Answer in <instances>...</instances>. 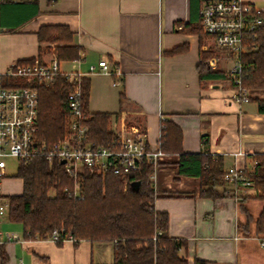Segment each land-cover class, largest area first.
Returning a JSON list of instances; mask_svg holds the SVG:
<instances>
[{"label": "crops", "instance_id": "1", "mask_svg": "<svg viewBox=\"0 0 264 264\" xmlns=\"http://www.w3.org/2000/svg\"><path fill=\"white\" fill-rule=\"evenodd\" d=\"M245 1L264 10V0ZM200 8L201 0L7 2L0 7V70L36 57L49 62L58 46L80 47V60L61 61L60 67L64 73L86 74L89 114H110V129L121 117L141 125L154 148L160 144L165 118L183 132L182 153L220 155L225 170L241 150L252 170L254 156L264 154V114L254 101L264 100V90L250 91L248 103L234 102L228 77L233 56L198 29ZM45 26L69 28L71 42L40 41L37 33ZM214 57L218 70L212 76L207 61ZM104 59L122 76L100 73ZM179 160V154H165L153 187L155 210L169 216V235L181 244L180 256L189 264L196 259L264 264V233L256 229L264 210L260 193L246 194L225 184L218 196H202L201 178L181 173ZM197 169L194 164L189 170ZM22 192V181L7 173L0 182V201ZM246 214L253 220L248 227ZM1 232L0 252L3 249L7 259L3 262L0 255V264H113L115 258L112 242L55 244L31 239L8 215Z\"/></svg>", "mask_w": 264, "mask_h": 264}, {"label": "trees", "instance_id": "2", "mask_svg": "<svg viewBox=\"0 0 264 264\" xmlns=\"http://www.w3.org/2000/svg\"><path fill=\"white\" fill-rule=\"evenodd\" d=\"M260 17L262 26L258 38H248L247 41L250 48L253 44L257 49L241 55L244 66L242 86L249 91L264 90V12ZM198 29L202 31L200 24ZM37 36L40 41L68 43L73 34L67 27L45 26ZM55 52L60 62L77 61L80 60L81 48L58 46ZM208 71L209 75L215 76V71ZM70 88L61 75L52 85L39 87L40 136L50 144L63 138L67 132L66 108ZM82 88L83 105L87 111L88 80L83 81ZM254 101L258 111L264 114V100L256 98ZM111 119L108 113L90 115L88 125L92 141L108 145L116 140L110 130ZM160 145L165 154L180 155L181 173L201 178L202 196L219 195L218 189L226 184L222 156L182 153L183 132L167 119L161 122ZM254 161L256 165L250 177L260 198L264 199V154L255 155ZM194 164L198 167L196 172L189 170ZM153 171L152 166L145 164L139 173L131 174L125 192L124 182L112 173L98 174L83 169L75 180L58 160L50 163L43 157H36L19 165L15 177L22 181L23 192L4 197L9 206L8 219L22 224L31 239L46 237L56 229H65L77 240L75 244L83 239L112 242L115 245L113 264H189L179 254L181 244L169 235V216L155 210L157 194L150 179ZM77 180L80 197L74 194ZM134 182L140 183L138 190L133 188ZM252 222V217L246 214L245 227ZM256 229L259 234L264 233V210L256 220ZM0 255L5 262L7 256L3 249ZM195 264L210 263L196 259Z\"/></svg>", "mask_w": 264, "mask_h": 264}, {"label": "built area", "instance_id": "3", "mask_svg": "<svg viewBox=\"0 0 264 264\" xmlns=\"http://www.w3.org/2000/svg\"><path fill=\"white\" fill-rule=\"evenodd\" d=\"M29 1L34 0H0V7L7 2ZM263 12L264 10L245 0H201L199 24L202 31L212 37L219 48L233 56L234 65L228 72V77L232 85V98L238 105L251 101L250 91L242 86L244 66L241 55L257 49L253 44L250 48L247 41L248 38H258V31L262 26L260 15ZM207 63L210 70H218L216 57L209 59ZM99 68L102 74L122 76L105 59L99 62ZM94 72L95 67L92 66L90 73ZM59 75L71 87L67 94V132L63 138L50 144L40 136L39 87L52 85ZM85 77L86 74L79 71L62 72L56 55L49 62L36 57L27 62H17L5 71L0 70V182L7 175V159L13 158L24 163L43 157L50 163L65 160L61 164L75 180L83 169L98 174L112 173L124 182L125 192L131 174L139 173L146 164L154 169L150 179L155 186L156 173L165 153L160 144L157 148L150 145L147 131L141 125L121 117L110 129L116 136L114 142L100 145L90 139L88 120L91 114L85 111L83 105L82 83L86 80ZM15 81L22 84H9ZM118 84L115 82V85ZM247 157L241 150L234 153L233 163L224 170L223 179L237 191L250 194L257 190L250 177ZM254 164L256 165V161ZM74 194L80 197L78 180ZM8 211V203L0 201V246L4 243L1 223ZM6 237L11 240L8 234ZM37 238L55 244L77 242L65 229H56L46 237Z\"/></svg>", "mask_w": 264, "mask_h": 264}, {"label": "rangeland", "instance_id": "4", "mask_svg": "<svg viewBox=\"0 0 264 264\" xmlns=\"http://www.w3.org/2000/svg\"><path fill=\"white\" fill-rule=\"evenodd\" d=\"M48 49L55 51V50H53V47L51 45H49ZM19 165H20V163L18 160L13 159V158L7 159V166H8L7 173L9 175V178H16L15 176L17 174Z\"/></svg>", "mask_w": 264, "mask_h": 264}, {"label": "water", "instance_id": "5", "mask_svg": "<svg viewBox=\"0 0 264 264\" xmlns=\"http://www.w3.org/2000/svg\"><path fill=\"white\" fill-rule=\"evenodd\" d=\"M61 163L64 164V163H65V160H62ZM139 186H140V183H139V182H134V183H133V188H134L135 190H138V189H139Z\"/></svg>", "mask_w": 264, "mask_h": 264}]
</instances>
